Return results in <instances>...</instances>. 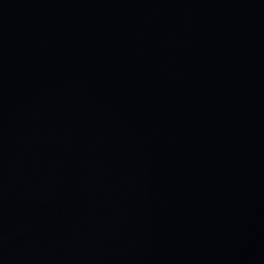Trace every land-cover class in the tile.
<instances>
[{"label": "water", "instance_id": "95a60500", "mask_svg": "<svg viewBox=\"0 0 264 264\" xmlns=\"http://www.w3.org/2000/svg\"><path fill=\"white\" fill-rule=\"evenodd\" d=\"M0 264H264V0H0Z\"/></svg>", "mask_w": 264, "mask_h": 264}]
</instances>
